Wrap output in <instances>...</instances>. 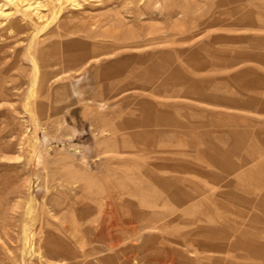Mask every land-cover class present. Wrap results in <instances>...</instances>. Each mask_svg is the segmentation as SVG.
Wrapping results in <instances>:
<instances>
[{"label": "rangeland", "instance_id": "obj_1", "mask_svg": "<svg viewBox=\"0 0 264 264\" xmlns=\"http://www.w3.org/2000/svg\"><path fill=\"white\" fill-rule=\"evenodd\" d=\"M41 1L1 2L0 264H264V0Z\"/></svg>", "mask_w": 264, "mask_h": 264}, {"label": "bare ground", "instance_id": "obj_2", "mask_svg": "<svg viewBox=\"0 0 264 264\" xmlns=\"http://www.w3.org/2000/svg\"><path fill=\"white\" fill-rule=\"evenodd\" d=\"M2 1H6L8 3H10L11 5L15 6V7H22L25 10V14L26 12H31L32 14H34L39 21L44 20V17L42 16L41 10L44 8V6L42 5V1L41 0H0V15H4L7 16L6 8H7V4H1ZM57 3H59L60 7L58 8V11H62L63 5L66 3L70 4L72 7L74 8H78L80 5L78 3L77 0H55ZM47 2V1H46ZM48 5V4H47ZM21 8V9H22ZM57 8V7H56ZM23 10V11H24ZM49 10V9H48ZM56 10V9H55ZM43 12V11H42ZM24 13V12H23ZM52 13V11H51ZM59 13V12H58ZM24 14V15H25ZM28 14V13H27ZM10 15V14H9ZM48 15V14H47ZM27 16V15H26ZM30 16V15H29ZM40 23V22H39ZM261 198V197H260ZM262 201V200H261ZM258 202V201H256ZM261 203V202H260ZM259 203V204H260ZM258 205V204H257ZM260 205H263L260 204ZM264 209V208H263ZM257 216H261V214L257 215ZM264 216V215H262ZM262 220V219H261ZM260 220V221H261ZM259 221V220H258ZM259 221V222H260ZM263 221V220H262Z\"/></svg>", "mask_w": 264, "mask_h": 264}]
</instances>
